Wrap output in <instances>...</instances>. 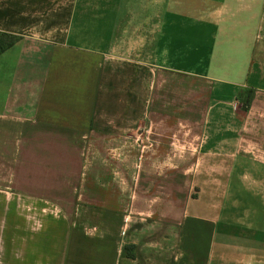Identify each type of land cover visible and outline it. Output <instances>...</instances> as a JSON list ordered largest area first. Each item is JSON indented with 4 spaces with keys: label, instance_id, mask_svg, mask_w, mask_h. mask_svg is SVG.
<instances>
[{
    "label": "crops",
    "instance_id": "1",
    "mask_svg": "<svg viewBox=\"0 0 264 264\" xmlns=\"http://www.w3.org/2000/svg\"><path fill=\"white\" fill-rule=\"evenodd\" d=\"M137 2L0 0V264H264V14Z\"/></svg>",
    "mask_w": 264,
    "mask_h": 264
},
{
    "label": "rangeland",
    "instance_id": "2",
    "mask_svg": "<svg viewBox=\"0 0 264 264\" xmlns=\"http://www.w3.org/2000/svg\"><path fill=\"white\" fill-rule=\"evenodd\" d=\"M136 1H138L137 7H141V5H140L141 0H136ZM178 1H180V3H181L183 25H186L187 22H194V21L199 22L198 21L199 19L195 18V19L190 20L189 17L194 16V17L198 18L201 15H203L202 17H204V14L202 12L205 11V8L210 10V11L212 10L214 15L220 14L221 11H222V14H227L224 24L227 26V29H229L228 30L229 31V37H232V38H230L231 39V47H230L231 49H229V51L228 50L226 51L227 55H229L228 64H230L231 61L235 62V59L236 60L240 59V55H238L240 53H239V51L234 49L235 48L234 44H239L240 47L243 49V46L249 48L250 43L254 42L255 30L250 29V30H247V32L245 31L246 28L252 27V26H249L248 23H247V27H246V24H244L245 19L249 20V16L246 14H264V0H226L225 4L222 2L223 0H197V5H195L193 2L190 3L191 0H178ZM223 4H224V6L222 7ZM199 8H201V9L199 10ZM139 10H140V8H139ZM208 10H206V11H208ZM188 14H196V15H188ZM207 14H208V12H207ZM215 19H216L215 16H214V18L212 17V20H213L212 26L213 27L216 26L215 25ZM236 19H238L240 21V23L244 24V26H245L244 30L242 29V26L239 23L235 25L234 30L231 29V26H233ZM252 22H254V21H252ZM252 22L250 23V25L253 24ZM249 33H250V35H249ZM200 38H202V37H201V35L198 34L196 36L197 41L200 40ZM203 39H205L204 36H203ZM219 39H220V44L222 43V45L224 46V43H225L224 35H220ZM259 44H260V42L257 43V46L255 45L256 51H258L262 48V44H261V47H259ZM259 53H261V52H259ZM250 54H251V50H250ZM263 56H264V53H263ZM137 143L140 144V141L138 140ZM136 148H138V150H139L140 146L138 145V146H136ZM256 216L258 217V215H256ZM259 217L264 218V214L262 213V215H260Z\"/></svg>",
    "mask_w": 264,
    "mask_h": 264
},
{
    "label": "trees",
    "instance_id": "3",
    "mask_svg": "<svg viewBox=\"0 0 264 264\" xmlns=\"http://www.w3.org/2000/svg\"><path fill=\"white\" fill-rule=\"evenodd\" d=\"M19 39L18 35L6 33L0 31V53L11 47ZM128 247L126 246L127 256L134 258V253L127 251Z\"/></svg>",
    "mask_w": 264,
    "mask_h": 264
},
{
    "label": "built area",
    "instance_id": "4",
    "mask_svg": "<svg viewBox=\"0 0 264 264\" xmlns=\"http://www.w3.org/2000/svg\"><path fill=\"white\" fill-rule=\"evenodd\" d=\"M137 139L140 140V137L138 136ZM141 146L146 147V144H144V145L141 144ZM142 147H141V149H143Z\"/></svg>",
    "mask_w": 264,
    "mask_h": 264
}]
</instances>
